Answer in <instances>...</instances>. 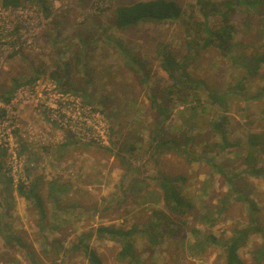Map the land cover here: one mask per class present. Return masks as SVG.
<instances>
[{
    "label": "rangeland",
    "instance_id": "rangeland-1",
    "mask_svg": "<svg viewBox=\"0 0 264 264\" xmlns=\"http://www.w3.org/2000/svg\"><path fill=\"white\" fill-rule=\"evenodd\" d=\"M47 1L48 15L32 2L17 9L4 8L0 2V97L8 100L0 98V157L4 154L0 230L4 224L17 237L8 244L0 235V264H87L80 252L50 250V242L56 239L68 248L76 235L100 225L142 228L154 221L153 214L163 209L155 181L159 173L183 175L182 192L214 222L198 219L194 211L181 222L174 221L171 232L167 226L158 245L149 243L147 235L136 238L141 261L224 264L222 250L213 244L198 255L190 251L195 241L190 230L219 240L230 237L247 223V208L238 195L256 202L264 226V176L242 173V149L222 152L214 147L209 152L218 138L210 130L215 110L207 104L193 110L173 103L164 124L170 139L182 143L184 137H193L188 151L194 160L166 148L157 151L151 141L157 113L150 99L152 91L163 92L168 82L159 65L161 44L179 56L193 55L191 73L217 89L233 84L242 70L215 48L188 46L190 36L182 20L118 31L112 25L113 8L137 0ZM174 1L182 7L185 20L189 16L202 20L195 0ZM251 20L246 25L244 16L232 18L239 30L237 52L254 51L253 44H258L259 19ZM261 83L258 76L248 79L245 93L229 102L231 139L264 133L259 112L264 100L247 97ZM130 145L136 149L127 152ZM262 157L259 163L264 165ZM5 176L11 178L10 194L3 188ZM34 177L41 180L43 221L36 207L16 191L18 183L29 184ZM228 178L235 183V196L232 193L223 203L231 190ZM221 208L224 212L218 215ZM263 241L254 235L238 251L243 264H255L253 250ZM89 245L103 264H126L116 259L117 243L91 238Z\"/></svg>",
    "mask_w": 264,
    "mask_h": 264
},
{
    "label": "trees",
    "instance_id": "trees-1",
    "mask_svg": "<svg viewBox=\"0 0 264 264\" xmlns=\"http://www.w3.org/2000/svg\"><path fill=\"white\" fill-rule=\"evenodd\" d=\"M104 1L117 3L119 0ZM0 2L4 8L12 9L21 8L26 2H32L39 6L40 10L46 15L50 14V7L45 5H49L47 0H1ZM195 6L202 18L201 21L191 16L185 20L182 7L174 0H137L130 4H116L112 11V25L118 31L128 30L147 23L164 24L182 20L185 22L186 32L190 36L187 41L188 46H199L200 49L215 48L223 58H229L235 66L242 70L240 77L237 76L233 84L225 89H217L191 73L190 63L193 60V55L179 56L169 47H165L162 44L159 45L157 47L161 59L159 65L166 73L168 82L163 92L152 91L153 93L151 94L150 104L157 113L151 141L155 144L157 151L166 148L175 154L185 156L191 162L194 157L192 155L193 152L188 151V145L193 137H184L182 143L175 138L170 139L168 138V128L166 132L164 124L170 119V106L173 103L180 102L193 110H199L200 104H207L215 110V115L210 120V130L213 136L218 138L217 142L211 144L212 148H210L209 152H213L214 147L222 152L242 149L244 151L242 173L253 177L264 176V165L259 163L260 155L264 157V133H248L245 139H231L229 137L231 124L227 115L229 102L234 96L245 93V82L248 79L258 76L262 83L254 93L249 94L247 97L251 101L256 102H260L262 98L264 100V69L262 67L264 65V0H195ZM237 14L244 16L249 21L246 22V25L251 23L253 17L259 19L256 21L255 31L258 44L257 46L253 44L254 51H235V39L239 30L236 24L232 22V18ZM191 29L195 32V35H193ZM131 60L134 63L133 59ZM66 67L65 64L64 68ZM141 80L142 83H146L145 74H143ZM13 89L14 87L11 90ZM0 96L2 95L0 94ZM0 98L5 99V102L8 101L4 97ZM259 112L264 117V103L260 106ZM211 145L206 144L205 146L210 147ZM135 149L134 145H130L126 151L132 152ZM215 154H218L217 151H215ZM1 157H4V154ZM1 157L0 171L3 168ZM123 162H125L124 159ZM226 180L230 182L231 190L225 195L224 200L221 201L223 203L233 197V195L235 196V183L232 182L231 178ZM40 181L39 177H34L29 184L18 183L16 191L36 207L40 219L43 221L46 213L43 205L44 200L39 193ZM155 181H157L162 193L163 209L153 214L154 221L150 219L148 224L142 228L134 225L129 228L100 225L92 231L76 235L68 248L61 246L59 241L54 239L50 242V250H56L57 253L59 251L64 252L68 255L80 252L86 259L87 264H103L98 253L89 245L91 238L103 239L119 245V250L116 254V259L119 262L146 264L141 261L142 259L136 250V238L141 237L143 239V236L147 235L149 243L158 245L162 243L167 226L170 227L169 232H171L172 228L175 227L174 221L175 223L181 222L182 218L187 217L194 211H197L195 217L198 219L211 224L214 222V220H208L207 213H201L182 192L181 187L186 181L183 175L171 176L159 173L155 177ZM4 183V191L10 194L12 192L10 187L11 178L5 176ZM238 196L246 205L247 223L234 229L231 236L223 240H219V238L211 234H200L197 229L191 228L190 232L195 237V241L189 245L190 251L198 255L203 251L204 246L213 244L222 250L224 264H243L238 251L246 246L252 236L259 235L264 238V226L260 220L256 202L247 196ZM49 197H53V193L50 190ZM223 210V208L219 209L218 215L223 213ZM2 220L3 217L1 216ZM6 227L3 224L0 235L6 243L10 244L12 239L15 240L17 237L11 233L12 231H10L9 227L5 229ZM50 250L46 251V253L49 254ZM252 256L255 264H264V241L261 246L253 250Z\"/></svg>",
    "mask_w": 264,
    "mask_h": 264
}]
</instances>
